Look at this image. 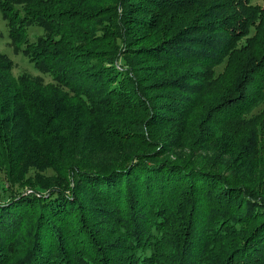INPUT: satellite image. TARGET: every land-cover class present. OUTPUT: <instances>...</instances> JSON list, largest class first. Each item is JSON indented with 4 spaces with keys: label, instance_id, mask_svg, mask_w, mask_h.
Returning a JSON list of instances; mask_svg holds the SVG:
<instances>
[{
    "label": "trees",
    "instance_id": "obj_1",
    "mask_svg": "<svg viewBox=\"0 0 264 264\" xmlns=\"http://www.w3.org/2000/svg\"><path fill=\"white\" fill-rule=\"evenodd\" d=\"M0 15L39 74L0 53V264H264V4Z\"/></svg>",
    "mask_w": 264,
    "mask_h": 264
},
{
    "label": "rangeland",
    "instance_id": "obj_2",
    "mask_svg": "<svg viewBox=\"0 0 264 264\" xmlns=\"http://www.w3.org/2000/svg\"><path fill=\"white\" fill-rule=\"evenodd\" d=\"M256 3L264 4V0H254ZM8 27L6 26V22L1 18L0 15V53H3L7 55V57L11 60L12 62V74L14 76H17L21 73H27L31 76H38V72L33 66L29 60L21 54V52L17 49H15L8 37ZM42 31L38 26H29L27 28V35L28 39L30 41H35L36 37L41 35ZM45 82L49 81V78L46 76L43 78ZM264 105V101L261 106ZM260 106V107H261ZM3 176L2 170H0V185H3L5 183Z\"/></svg>",
    "mask_w": 264,
    "mask_h": 264
}]
</instances>
